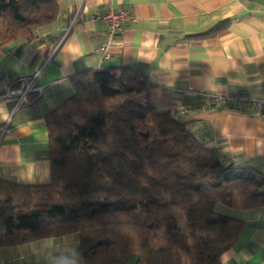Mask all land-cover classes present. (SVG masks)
Instances as JSON below:
<instances>
[{"label": "trees", "instance_id": "obj_1", "mask_svg": "<svg viewBox=\"0 0 264 264\" xmlns=\"http://www.w3.org/2000/svg\"><path fill=\"white\" fill-rule=\"evenodd\" d=\"M58 0H0V46L53 22ZM130 67L89 68L46 116L51 180L0 179V246L78 233L66 264H218L264 209V170L222 157L183 114L160 109Z\"/></svg>", "mask_w": 264, "mask_h": 264}, {"label": "crops", "instance_id": "obj_2", "mask_svg": "<svg viewBox=\"0 0 264 264\" xmlns=\"http://www.w3.org/2000/svg\"><path fill=\"white\" fill-rule=\"evenodd\" d=\"M59 14L29 40L0 46V179L51 180L46 116L73 94L72 78L89 68L130 67L149 79L160 109L181 116L222 157L264 170V0H58ZM127 9L124 31L108 41V26L90 19ZM108 47L109 56L104 57ZM39 73L28 103L12 114L3 97L23 75ZM219 96L245 98L239 107ZM36 134V135H34ZM220 212L244 220L218 264H264V209ZM78 233L0 246V264H66Z\"/></svg>", "mask_w": 264, "mask_h": 264}, {"label": "built area", "instance_id": "obj_3", "mask_svg": "<svg viewBox=\"0 0 264 264\" xmlns=\"http://www.w3.org/2000/svg\"><path fill=\"white\" fill-rule=\"evenodd\" d=\"M131 15L129 10H107L90 15L91 20L102 21L108 26V41H112L113 38L121 34L124 31L126 22L130 19ZM108 47L104 48V57H108ZM39 73L33 75L31 80L27 77L21 75L16 80H14L7 88L5 94L3 95L6 99L14 100L12 114H14L20 107L28 103V96L33 91H41L42 87H36L35 82L37 80ZM220 102L224 104L231 105V107H239L242 103L246 101L245 98L230 97V96H219L217 98ZM253 104H258L264 106V101H251ZM175 111V110H173ZM187 109L176 110L177 114H183Z\"/></svg>", "mask_w": 264, "mask_h": 264}, {"label": "rangeland", "instance_id": "obj_4", "mask_svg": "<svg viewBox=\"0 0 264 264\" xmlns=\"http://www.w3.org/2000/svg\"><path fill=\"white\" fill-rule=\"evenodd\" d=\"M220 206H223V203H217V209L220 210Z\"/></svg>", "mask_w": 264, "mask_h": 264}, {"label": "snow or ice", "instance_id": "obj_5", "mask_svg": "<svg viewBox=\"0 0 264 264\" xmlns=\"http://www.w3.org/2000/svg\"><path fill=\"white\" fill-rule=\"evenodd\" d=\"M34 135H36V134H34Z\"/></svg>", "mask_w": 264, "mask_h": 264}]
</instances>
